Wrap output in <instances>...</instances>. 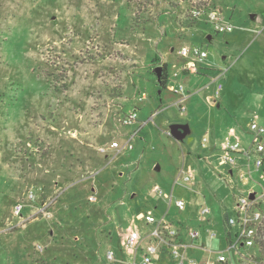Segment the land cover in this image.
Here are the masks:
<instances>
[{
	"label": "rangeland",
	"instance_id": "rangeland-1",
	"mask_svg": "<svg viewBox=\"0 0 264 264\" xmlns=\"http://www.w3.org/2000/svg\"><path fill=\"white\" fill-rule=\"evenodd\" d=\"M214 2L231 32L215 33L210 23L191 19L189 0H0V264H119L128 257L119 239L138 212L151 209L176 227L189 193L197 199L193 217L201 204L210 210L207 220L222 222L224 208L235 218L234 193L264 192L255 170L242 186L218 165L229 127H239L255 147L248 125L264 123V0ZM186 44L202 46L208 56L201 73L189 74L181 114L168 86L176 84L172 63ZM159 59L166 64L164 87L154 72ZM216 77L223 89L212 104ZM134 108L136 122L121 125ZM172 126L178 137L168 135ZM134 133L131 148L119 154L99 150ZM242 164L248 174L246 158ZM187 167L190 182L183 180ZM155 184L172 194L171 203L152 192ZM181 197L183 210L174 204ZM21 201L17 216L13 207ZM30 205L41 219L24 229ZM224 223L182 224L196 264H218ZM132 225L139 232L152 227L144 219ZM190 230L198 232L193 242ZM241 252L259 256L254 246ZM230 255L232 264H244Z\"/></svg>",
	"mask_w": 264,
	"mask_h": 264
},
{
	"label": "built area",
	"instance_id": "built-area-1",
	"mask_svg": "<svg viewBox=\"0 0 264 264\" xmlns=\"http://www.w3.org/2000/svg\"><path fill=\"white\" fill-rule=\"evenodd\" d=\"M189 17L210 23L215 33L231 32L234 28L230 22L225 20L220 5L214 2V0H189ZM176 53L181 60L180 64L178 63V70L189 74H198L201 64L208 56L207 51L202 46L193 44L181 45ZM170 89L178 95L176 105L180 112H185L186 95L183 92L182 86L179 85L177 88L170 86ZM220 89L221 84L218 83L215 95L219 93ZM142 98L143 95L139 97V100ZM136 120L137 109L134 108L128 114L121 116L120 123L121 125L128 126L135 123ZM249 129L253 134V144L255 147L249 145L248 148H245L240 144L238 139L231 140L229 136H226L221 141L222 154L218 160L220 166L228 168L226 172L229 176L234 174L235 171L237 182L242 186L248 185L252 179V170H255L261 178H264V144L261 141L262 137H264V126L253 121L250 122ZM134 135L135 133L124 143L111 141L108 146L100 147L99 150L105 153L108 149H115L118 152L124 148H131L130 140ZM258 138H260L259 141L257 140ZM237 155H242L246 158L248 174L239 169ZM192 179L193 176L189 168L183 176V180L190 182ZM153 192L158 197L168 200L169 203L173 201L171 194L164 193L157 185L153 187ZM35 197V193L28 190L26 199L32 201ZM89 199L93 201L96 198L92 195ZM174 204L180 210L185 207V202L182 199L174 200ZM262 204H264V192L257 194L252 189H248L246 193L244 191L234 193L232 210L235 213V218L230 219L229 217L226 220V225L228 226L226 248L217 256L216 262L218 264H227L228 262L232 264V257L230 255L232 252L237 253L244 264H264V255L263 260H261V252H264V212L261 210ZM24 206L25 203L23 201L17 202L13 207V213L21 216ZM43 208H38L36 212L39 213ZM208 212L209 208L202 206L199 210V220L206 221L205 215ZM46 214L48 212L45 211ZM138 218L144 219L146 224L152 226L145 236L148 241L142 244L143 237L138 229L135 226L129 227L120 242L122 252L126 253L128 257L121 259L119 264H169L166 261L160 262L159 256L163 251H167L176 264L185 263V253L189 245L179 239V228L173 227L164 218H156L151 211L139 214ZM232 226H234V230H232ZM188 236L191 242H193L198 237V232L190 230ZM253 246L257 248L259 256L249 252L248 254L241 252V247ZM37 248L42 250L41 246H37ZM106 258L113 260L114 252L108 250ZM189 264H196V262L189 258ZM205 264L214 263L207 261Z\"/></svg>",
	"mask_w": 264,
	"mask_h": 264
},
{
	"label": "crops",
	"instance_id": "crops-1",
	"mask_svg": "<svg viewBox=\"0 0 264 264\" xmlns=\"http://www.w3.org/2000/svg\"><path fill=\"white\" fill-rule=\"evenodd\" d=\"M202 21V20H201ZM189 26V25H188ZM208 38H210V35H208ZM171 50H173V48H171ZM178 59H179V57H178ZM177 59V61L176 62H174V63H172V68H174L175 69V71H174V73H173V76H174V81H175V83L176 84H174V82L172 83L173 85H169L168 86V90L169 91H171L174 95H175V98H176V101H177V99H178V95L176 94V93H174L171 89H170V86H175L176 88L179 86V85H181L182 86V88H183V92L185 93V95H186V99L189 97V91H187V90H189V84H191V79H189V73H185V72H181L180 70H178V66H179V64H180V60H178ZM179 63V64H178ZM159 64L162 66L163 64H165L164 63V61H161L160 59H159V61L157 62V66H159ZM173 65H175V66H173ZM203 71V68H200V73ZM176 73V74H175ZM179 78V79H178ZM213 83L215 82L216 84H215V87H214V89H213V92H212V97H210V98H212L210 101H211V103L212 104H215L216 103V98H218L219 96H220V94H221V91H222V89H223V85H222V83L218 80V77H216V78H214L213 80ZM218 83H220L221 84V89H220V91H219V93L217 94V95H215V91H216V86H217V84ZM143 98H144V94H143ZM142 98V99H143ZM141 99V100H142ZM185 102H186V100H185ZM175 105H176V102L174 103ZM185 105H186V103H185ZM217 105H218V102H217ZM179 109V108H178ZM187 109V108H186ZM186 109H185V112H186ZM180 111V110H179ZM185 112H183V113H185ZM181 113V112H180ZM183 113H181V114H183ZM256 119H257V117H256ZM254 120H252L251 122H253ZM256 122V121H255ZM134 124V123H133ZM132 124V125H133ZM258 124H260V125H263L264 126V123H259L258 122ZM249 126V125H248ZM168 135H171V133H169L168 132ZM223 138L224 137H226V136H229L230 137V139L231 140H234V139H238L239 140V142H240V144L241 145H243V147H249V144H250V142H251V140H252V138H249V137H247L245 134H243V132L240 130V128L239 127H237V126H231V127H229L228 128V130H227V132L226 133H224L223 135H221ZM131 140H132V138H131ZM205 143H206V141H207V138L206 137H203V139H202ZM111 141H109V142H106V143H104V144H102V145H106V146H108V144L110 143ZM121 143H122V141H121ZM205 143L204 144H202V146H205ZM221 148V147H220ZM127 149H129V148H124V149H122V150H120V151H118L117 152V150H115V149H108L107 150V152L108 151H110V152H113L114 153V155H116V154H119V153H121V152H123V151H125V150H127ZM222 149V148H221ZM213 150L211 149V152H212ZM106 153V152H105ZM222 154V153H221ZM213 156V155H212ZM221 156V155H220ZM220 156H219V158H220ZM219 158H218V160H219ZM245 158L242 156V155H237V161H238V164H239V167L241 168V166H244V164H242L243 163V160H244ZM219 165V164H218ZM220 166V165H219ZM220 167H222V172H224L225 173V175H226V177L228 176V179H230V176L227 174V170H228V168H226V167H223V166H220ZM190 167H187V170L189 169ZM190 170H191V168H190ZM186 173V172H185ZM191 173H192V171H191ZM234 173H235V171H234ZM192 176H193V174H192ZM178 177V176H177ZM176 180H178V178H176ZM187 182V181H186ZM189 182V181H188ZM156 185V184H155ZM154 185V186H155ZM153 186V187H154ZM158 186V185H157ZM153 187H152V192H153ZM93 190V189H92ZM171 194V193H170ZM171 196H172V194H171ZM180 199H182V197L180 198ZM172 200H173V196H172ZM184 200H186V202H187V208H186V210H185V212L183 213V214H181L180 213V217H181V219H177V224L178 225H176V227L177 228H179V239L181 240V241H183L184 240V242H186L185 241V236L183 235V229H182V224H185V226H187V223H189V221H191V224H194L195 222H203V226H205V225H209V224H211L212 226H217V227H222V224H223V221L225 220V223H224V226H223V228H224V232H225V234H227L226 232H228V228H226V220L229 218V215H227V211H226V208H224L223 209V211H222V214H223V218H225L222 222H220V221H217V220H215V219H213V221L212 220H206V221H200L199 220V210L200 209H198V211H197V215L195 216V217H193L194 215V212H193V208L195 207V205L197 204V199L196 198H194L193 196L192 197H190L189 198V193H187V195H186V199H184ZM172 202V201H171ZM41 203H42V201L40 202V205H41ZM55 203V202H54ZM54 203L52 204V205H54ZM52 205H51V207H52ZM189 205L190 206H192V209H189ZM202 206H201V204H200V208H201ZM205 207H207V206H205ZM185 208V207H184ZM35 209L36 208H34L32 205H30L29 206V214H27L26 215V218L28 219H30V221H27V222H23V220H21L20 222H23L22 223V225H21V227H23L24 229H28V227H30L31 225H33V224H36L37 223V219H41V218H39L40 216H38V215H36V216H34L35 214H33L34 212H35ZM183 210V209H182ZM147 211H151V209H147ZM146 211V212H147ZM210 211V210H209ZM52 211H51V209H50V207H49V214H51V216H52V213H51ZM152 212V211H151ZM141 213H143V212H138L135 216H134V218L133 219H131L130 220V222L127 224V227H126V229L128 228V227H132L133 225H132V223L134 222V221H136V220H141V219H139L138 218V215L139 214H141ZM209 213V212H208ZM33 215V216H32ZM40 215V214H39ZM31 217V218H30ZM20 222H18V223H20ZM38 224V223H37ZM181 224V225H180ZM137 229H138V227L137 226H135ZM42 230V229H41ZM140 233H141V235H142V237H143V239H142V241H141V243L142 244H145L148 240H147V238L145 237L146 236V234H147V232L149 231L148 229H145L144 227H141L140 229ZM19 234L20 233H18L17 232V234L15 235V236H12L13 237V239H15V238H18V236H19ZM188 234H186V236H187ZM124 235L122 234L121 235V238L119 239V243L121 242V239H122V237H123ZM218 237H220L219 235H218ZM188 238H189V236H188ZM187 239V238H186ZM209 239H211V238H209ZM220 239V238H219ZM221 240V239H220ZM224 240L226 241V236H225V238H224ZM187 251H188V249L186 250V253H185V263L184 264H189V254L187 253ZM161 258H163V259H165V260H167L166 262H168L169 264H176V262L169 256V254L167 253V251H163V253H161L160 254V256H159V259L161 260ZM188 258V259H187Z\"/></svg>",
	"mask_w": 264,
	"mask_h": 264
},
{
	"label": "water",
	"instance_id": "water-1",
	"mask_svg": "<svg viewBox=\"0 0 264 264\" xmlns=\"http://www.w3.org/2000/svg\"><path fill=\"white\" fill-rule=\"evenodd\" d=\"M252 18H253V15H252ZM154 72L156 74V76L158 77V80H159V77L162 73V66L159 65V66H156V68L154 69ZM179 130H178V126H172V130L170 131L171 135L173 134L174 137H178L179 135Z\"/></svg>",
	"mask_w": 264,
	"mask_h": 264
},
{
	"label": "trees",
	"instance_id": "trees-1",
	"mask_svg": "<svg viewBox=\"0 0 264 264\" xmlns=\"http://www.w3.org/2000/svg\"><path fill=\"white\" fill-rule=\"evenodd\" d=\"M166 79H167V75H166V64L162 65V73L159 77V83L162 87L165 86L166 83Z\"/></svg>",
	"mask_w": 264,
	"mask_h": 264
}]
</instances>
